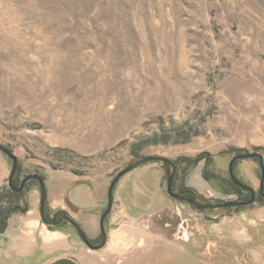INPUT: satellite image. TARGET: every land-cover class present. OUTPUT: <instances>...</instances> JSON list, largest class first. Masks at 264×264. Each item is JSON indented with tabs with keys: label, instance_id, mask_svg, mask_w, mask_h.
Here are the masks:
<instances>
[{
	"label": "rangeland",
	"instance_id": "374dc122",
	"mask_svg": "<svg viewBox=\"0 0 264 264\" xmlns=\"http://www.w3.org/2000/svg\"><path fill=\"white\" fill-rule=\"evenodd\" d=\"M178 130L191 139L176 141ZM162 134L174 137L139 148ZM0 142L19 157V180L40 173L56 206L65 205L66 191L83 211L94 203L105 209L115 175L155 154L182 158L174 189L236 199L230 161L264 154V0H0ZM234 168L259 189L258 159ZM26 195L39 213L36 181ZM22 217L36 219L38 242L16 251L3 245L0 264L264 259V197L208 218L168 195L161 162L119 179L105 249L87 250L61 227L55 231L68 241L52 250L51 226L40 215Z\"/></svg>",
	"mask_w": 264,
	"mask_h": 264
},
{
	"label": "water",
	"instance_id": "95a60500",
	"mask_svg": "<svg viewBox=\"0 0 264 264\" xmlns=\"http://www.w3.org/2000/svg\"><path fill=\"white\" fill-rule=\"evenodd\" d=\"M0 149L12 160V167L9 173L8 177V184L11 189L18 193H23L27 184L30 181L35 180L40 188V203H39V214L40 218L43 221L44 224L48 226H56L58 223H54V220L50 219L47 212V206H48V188L46 179L37 172H31L26 174L22 180L20 185H15V177L18 174L19 170V157L6 145L0 142ZM252 158V157H259L260 159V165H261V172H262V180L264 181V155L261 152H249L245 153L243 155H237L232 158L230 161V175L235 181H238L235 172H234V166L235 162L238 158ZM154 162H161L164 166L165 175L167 178V193L169 196H171L174 199L182 200V201H189L193 205V207L197 210L202 212L203 214H206L210 217L216 218L220 215H226L234 213L235 210L242 205L250 204L255 201L256 193L252 186H246L241 183L242 186H246L252 191V197L249 200H243V199H234V200H215V199H209L204 196H202L198 191L195 190H188L191 194L184 193L183 190L175 191L174 190V183L176 181L177 177V166H178V160L163 154H155V155H148L143 156L140 158L135 159L132 161L128 166L124 167L121 171H119L113 180L111 181L109 188H108V204L107 207L102 215L101 219V225L102 229L104 231V237L103 240L99 244H93L82 226L71 216L65 215L63 220L66 221V223L79 235L80 239L88 245L92 250L97 251L105 248L108 244V235L105 230L104 220L106 216L112 211L114 202H115V191H116V185L119 181V179L128 173L131 170H134L140 166L154 163ZM69 193V189H68ZM264 195V193H263ZM27 195H23V199L25 202H27ZM28 205V202L26 203V206ZM27 209H24V212H26Z\"/></svg>",
	"mask_w": 264,
	"mask_h": 264
},
{
	"label": "flooded vegetation",
	"instance_id": "af4514ba",
	"mask_svg": "<svg viewBox=\"0 0 264 264\" xmlns=\"http://www.w3.org/2000/svg\"><path fill=\"white\" fill-rule=\"evenodd\" d=\"M245 153H239L237 155H243ZM235 155V156H237ZM264 155V154H263ZM252 158H256L259 160V164H260V159L259 157H252ZM252 158H238L236 160V162L238 160H242V159H252ZM178 160V165L180 164V162L182 160L177 159ZM235 162V164H236ZM235 167V166H234ZM260 168H261V165H260ZM19 171V170H18ZM177 172H178V166H177ZM230 172V170H229ZM234 172H235V168H234ZM236 175V173H235ZM231 176V175H230ZM238 181H235L232 176H231V180H228V183L229 185L232 187L233 189V192H235L238 197L236 199H243V200H249L251 197H252V191L247 188L246 186H251V185H248L244 182H242L238 176L236 175ZM177 178V177H176ZM22 180V179H21ZM177 180V179H176ZM35 181V180H33ZM31 182V181H30ZM29 182V183H30ZM21 181L19 182V185H20ZM29 183L27 184L25 190L23 193H20V197L18 198V200L14 203V212L13 213H17V212H21V213H28L30 211V204H29V200H27L28 202V205L26 206V203L23 199V195H26V190L28 188V185ZM244 184L246 186H242L241 185ZM178 183H174V185H176ZM9 185V184H8ZM177 186V185H176ZM92 187V186H91ZM253 187V186H252ZM48 188V186H47ZM254 188V187H253ZM40 189V188H39ZM175 191H180V190H183L184 193H187V194H191L188 190H195L194 188H191V187H186V186H181L180 185L178 187H175L174 189ZM255 193H256V198H255V201L256 202L257 200L259 199H262L264 197L263 193H264V181L262 180V172H261V180H260V185H259V189H255ZM196 191V190H195ZM48 195H49V191H48ZM202 195V194H201ZM204 196V195H202ZM205 197V196H204ZM208 198V197H206ZM28 199V198H27ZM209 199H212V198H209ZM22 200V202L24 201L25 204L24 206L20 203V201ZM64 200H65V205H53L50 201H49V196H48V206H47V212H48V216L50 219L54 220V223H58L56 226H51V228L55 231V230H62L60 229L61 227H65V228H69L71 230L72 233H74L77 237V240H79L81 242V244L87 249V250H90V251H94L92 250L88 245H86L79 237V235L66 223L65 220H63L64 216L67 214L69 216H71L72 218H74L81 226L82 228L84 229V231L86 232V234L88 235L90 241L93 243V244H99L102 240H103V237H104V231L102 229V225H101V219H102V215L105 211V209H101L97 203H94V205L92 206V209L90 208L89 210H85L83 211L82 209V204L78 203V202H75V201H72L69 197V194L66 195V191H65V195H64ZM104 200V199H103ZM105 200H107V204H108V190H107V198H105ZM215 200H219V199H215ZM231 200H234V199H231ZM179 201H182V200H179ZM189 204H191V202L189 201H185ZM252 202V203H254ZM252 203L250 204H246V205H242V206H239L236 210H239L243 207H246V206H249L251 205ZM192 205V204H191ZM193 206V205H192ZM114 208H115V202H114V206H113V209L112 211L106 216L105 220H104V225H105V230L107 232V235H108V243H109V240H110V232H109V227H108V221L109 219L111 218V215H114ZM24 209H27L26 212H24ZM39 209V207H38ZM200 212V211H199ZM202 213V212H201ZM203 214V213H202ZM206 215V214H204ZM208 218H211L210 216L206 215ZM98 220L100 222V231H97V223H98ZM42 221V220H41ZM43 222V221H42ZM108 245V244H107ZM107 247V246H106ZM105 247V248H106ZM103 248V249H105Z\"/></svg>",
	"mask_w": 264,
	"mask_h": 264
},
{
	"label": "crops",
	"instance_id": "0c3cea01",
	"mask_svg": "<svg viewBox=\"0 0 264 264\" xmlns=\"http://www.w3.org/2000/svg\"><path fill=\"white\" fill-rule=\"evenodd\" d=\"M9 162L6 158V155L0 150V185L4 184L6 180L8 181L9 177ZM18 215V216H17ZM20 215H40L39 213H32L30 210L28 213L24 214L21 212L13 213L9 220V226L5 233L0 235V249L3 245H11L14 247V251L16 248L23 246V248H30L35 243H37V239H31V235L36 234V230L33 229V223L36 219H26ZM42 221H40L41 223ZM17 223V224H16ZM43 225V223H41ZM52 233V237H49V248L55 250L56 248L65 245V242L68 241V236H61L60 231H50ZM240 235L248 237V231H243L239 229ZM1 253V250H0ZM1 255V254H0ZM49 264H84L76 259H73L68 256L60 257L59 259L53 260ZM239 264H264V259H258V261H246L239 262Z\"/></svg>",
	"mask_w": 264,
	"mask_h": 264
},
{
	"label": "trees",
	"instance_id": "16d2710c",
	"mask_svg": "<svg viewBox=\"0 0 264 264\" xmlns=\"http://www.w3.org/2000/svg\"><path fill=\"white\" fill-rule=\"evenodd\" d=\"M175 137L173 135H157L152 139H148L142 142V144L139 145V148L141 149L144 145L148 144L149 142H168L171 138H175L176 141H189L191 139L190 135H186L185 137H182V132L178 130L175 133ZM136 155H139V152L135 151ZM191 159V158H190ZM200 157L196 159H191L193 161L199 160ZM182 160V158H180ZM20 168V165H19ZM18 174L15 177V185L18 186L19 182ZM20 197V193L14 191L9 187V185H0V234L3 233L7 227L9 218L14 212V203L18 200ZM6 204V205H4Z\"/></svg>",
	"mask_w": 264,
	"mask_h": 264
}]
</instances>
